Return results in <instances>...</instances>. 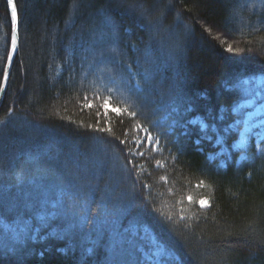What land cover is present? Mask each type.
Listing matches in <instances>:
<instances>
[{
	"label": "trees",
	"instance_id": "obj_1",
	"mask_svg": "<svg viewBox=\"0 0 264 264\" xmlns=\"http://www.w3.org/2000/svg\"><path fill=\"white\" fill-rule=\"evenodd\" d=\"M15 2L19 44L0 103V264H149L154 243L171 264H264V148L232 149L237 106L250 95L244 81L264 77V0H162L171 4L169 35L156 45L162 62L171 31L188 29L174 62L157 70L171 98L139 76L129 84L122 66L136 71L142 52L130 44L144 33L124 36L132 22L116 0ZM101 10L121 25L124 58L109 56L99 39ZM10 34L0 0V55ZM138 122L164 147L161 155L140 146L145 156L133 162L149 188L134 190L137 176L123 165L143 136Z\"/></svg>",
	"mask_w": 264,
	"mask_h": 264
},
{
	"label": "snow or ice",
	"instance_id": "obj_2",
	"mask_svg": "<svg viewBox=\"0 0 264 264\" xmlns=\"http://www.w3.org/2000/svg\"><path fill=\"white\" fill-rule=\"evenodd\" d=\"M7 5L10 8V19H11V44L8 48L3 51V54L0 55V62H2V68H0V72H2V76H0V92H5L7 90V86L9 84L10 76L12 75V67L15 65V54L17 52V31H18V10L17 4L15 0H7ZM116 6L120 8L122 11L126 12L132 24L128 28L123 29L124 36L130 38L135 32H143L144 35H140L137 41H132L130 44L131 49H134L137 53L142 52V57L137 56L135 60L136 71H132L133 66L131 64L123 63V70L127 72L129 76V84H131L132 80H135L137 76L141 78L144 85L147 86L152 92L158 93L160 98H171L174 95V92L170 87H164L163 81H161L158 73V69L161 67L168 66L170 63L174 62L175 57L172 55V52L176 50L177 47L180 46L183 37L187 34L188 29L185 27L183 31H171L170 39L171 43L169 47V54L167 57V61L162 62V57L157 54L156 45L161 42L163 37L169 35V30L171 26L163 25V17L165 15V9L170 8L171 4L163 5L162 0H116ZM73 7H79L78 3H74ZM102 20L100 21V25L102 30L99 33V39L106 41L108 47L105 50L106 53L113 58H124L126 53L124 49L121 48V40L123 39L121 32V25L118 23L117 19L113 17V15L107 13L105 10H101ZM71 23V21H69ZM92 28H95V22L91 25ZM95 35V33H93ZM145 36L147 39H145ZM141 45L143 46L141 48ZM85 45L82 43L81 47ZM86 51H92L94 53V48H86ZM105 51L101 52V55L105 54ZM228 52L235 53L238 52L239 49L233 48L231 45L227 48ZM68 62L67 59L65 61ZM140 81H137V85H139ZM171 83V82H169ZM138 90L140 92H144V87H139ZM174 102V101H173ZM91 107L89 103L86 105ZM103 107L106 112L109 108L108 101H104ZM111 111L119 114L121 112L120 108H111ZM124 111L133 118H135L138 114L133 111ZM8 112L11 113L12 109L9 108ZM105 112V115H106ZM172 112L176 115V118L173 120L174 126H181L178 110L173 108ZM99 115V113H97ZM191 124V121L187 122ZM89 128H92V125H88ZM207 125L202 124V129L206 128ZM136 128L138 131L143 132V136L134 141L137 144L136 152H133L131 149L127 150V156L124 158L125 163L123 167L127 170V175L130 178L134 173L137 176L136 181L133 183V189L135 190L137 185L140 186L141 189L149 188V185L143 184L139 177L141 175V169L138 165H136L133 161L138 154L139 156H145L143 151H140V146L147 144V147L154 154H161L163 151V145L161 144L160 137L153 135L148 127H145L140 122L137 123ZM94 131L104 132L111 131L110 128H95ZM126 135V134H125ZM210 139V137H206ZM115 140L119 141L120 145H125L127 143L126 140H121L119 137H116ZM259 149V145L257 146ZM121 152L125 151V149H120ZM154 157H149L152 159ZM165 161L155 160L156 168L165 167ZM68 175H71L69 172ZM161 180H166V177L161 176ZM204 184L203 181H200L196 187H202ZM147 200V197H144ZM189 202L193 201V197L189 195L187 197ZM196 203L199 204L201 208H207L209 206V200L207 198H201ZM86 220V218H82ZM156 255L165 257L164 260H158L157 264H171V261L174 260L171 257L170 253L167 252L163 248H158ZM226 264V262H225Z\"/></svg>",
	"mask_w": 264,
	"mask_h": 264
},
{
	"label": "rangeland",
	"instance_id": "obj_3",
	"mask_svg": "<svg viewBox=\"0 0 264 264\" xmlns=\"http://www.w3.org/2000/svg\"><path fill=\"white\" fill-rule=\"evenodd\" d=\"M244 82L250 95L237 106L243 112L238 137L232 143L234 151L244 150L250 143H253L255 147L259 145V148H264V77L259 75ZM244 154L242 152L239 158H243ZM158 248L163 247L154 243L153 247L144 253L149 264H157L158 260L165 258L156 255Z\"/></svg>",
	"mask_w": 264,
	"mask_h": 264
},
{
	"label": "water",
	"instance_id": "obj_4",
	"mask_svg": "<svg viewBox=\"0 0 264 264\" xmlns=\"http://www.w3.org/2000/svg\"><path fill=\"white\" fill-rule=\"evenodd\" d=\"M5 1H6V4H7V0H5ZM7 8H8L9 15H10L11 10H10V8L8 7V5H7ZM10 20H11V19H10ZM11 35H12V32H11V34H10V44H11ZM10 44H9V46H10ZM18 44H19V38H18V31H17V49H18ZM3 94H4V92H0V103H1V100H2V96H3Z\"/></svg>",
	"mask_w": 264,
	"mask_h": 264
}]
</instances>
